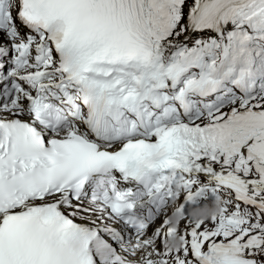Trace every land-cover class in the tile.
<instances>
[{
	"label": "snow or ice",
	"instance_id": "6c2138e0",
	"mask_svg": "<svg viewBox=\"0 0 264 264\" xmlns=\"http://www.w3.org/2000/svg\"><path fill=\"white\" fill-rule=\"evenodd\" d=\"M0 264H264V0H0Z\"/></svg>",
	"mask_w": 264,
	"mask_h": 264
}]
</instances>
